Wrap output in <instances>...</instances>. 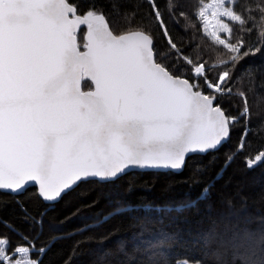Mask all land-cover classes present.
<instances>
[{
	"label": "snow or ice",
	"instance_id": "1",
	"mask_svg": "<svg viewBox=\"0 0 264 264\" xmlns=\"http://www.w3.org/2000/svg\"><path fill=\"white\" fill-rule=\"evenodd\" d=\"M170 25L193 42L178 43ZM257 54L264 55V0H0V192L12 195L16 219L30 233L0 216L7 230L0 232V264H42L55 244L78 235L64 261L71 264L82 244L117 235L119 227L97 230L120 216L131 217L130 240L99 249L93 264H264V217H241L233 198L217 204L211 192L238 157L249 170L264 163V148L243 155L249 137L264 141V64L241 66ZM237 131L195 200L118 201L37 247L47 212L82 182L111 183L134 170L178 173L190 157L212 153L207 164L192 163L185 182L195 186ZM33 186L30 197L47 204L39 214L19 198ZM136 187L130 179L126 191ZM8 203L0 198V212ZM189 211L202 226L185 247L199 249L195 259L173 255L187 243L179 233L153 231L165 216Z\"/></svg>",
	"mask_w": 264,
	"mask_h": 264
},
{
	"label": "trees",
	"instance_id": "2",
	"mask_svg": "<svg viewBox=\"0 0 264 264\" xmlns=\"http://www.w3.org/2000/svg\"><path fill=\"white\" fill-rule=\"evenodd\" d=\"M163 5V0H160ZM172 35L177 42L183 43L187 47L191 41L190 35L185 34L178 26L170 25ZM158 43L162 44V38H158ZM261 65L264 64V55L257 54L250 56L245 61L241 62L244 65ZM89 84L84 81L83 87ZM238 131L233 133L231 141L224 145L218 152L214 154L215 164L211 166L207 174L203 177L201 184L189 186L185 181L188 179L193 162H207L213 159V154L195 155L190 157L188 166L181 173L174 172H133L129 173L115 182L111 183H81L80 186L72 192H69L63 199L56 204L54 210H49L45 216L43 236L37 240L36 245L40 247L45 244L47 238L54 234L72 233L73 230L81 226L91 223L98 216L108 213L118 201H125L132 205L142 203H150L152 205H168L180 204L186 200H195L201 193L202 188L212 182L216 177L218 170L225 159V152L233 148L238 141ZM251 144L248 145L246 152L243 155H254L256 152L264 148V141L249 137ZM135 179L138 187L134 191L128 193L126 191L130 179ZM168 185H171L169 188ZM37 190L35 187L28 189L19 198L24 200L29 209L36 214L47 207L34 196L30 197L31 193ZM90 191V195L86 198L78 197L77 193L81 191ZM212 201L218 204L219 198L231 197L241 217L255 216L264 217V163L249 170L246 168L243 160L238 157L235 162L223 174V178L215 181V187L212 188ZM0 198L9 201L8 207L0 212L5 220H9L23 230L25 234H29L28 227L22 224L16 217L19 216V209L12 202V195L9 193L0 192ZM243 198V199H242ZM98 199L99 202L94 207H87L77 216L71 218L65 223H61L65 217L70 216L73 211L82 205H88L93 200ZM203 208L201 206V212ZM133 215H144L143 213H134ZM153 218L156 214L152 213ZM175 217V218H173ZM200 215L195 211L185 212L181 215L173 213L172 216H165L163 223H155L153 225L154 233L158 234L160 229L168 233H179L182 237V243L187 242L182 247L174 249L173 255H190L193 259L199 258L200 252L198 248H192L190 253L185 251V247H192L191 242L195 234L202 227L199 224ZM131 221L130 216H120L110 223L104 224L103 227L97 230V235L102 232H107L113 228L119 227L120 231L103 245L97 243L82 244L78 254L71 260V264H93V261L98 255V250L101 248H113L118 240H130L132 229L128 227ZM252 227H256L255 224ZM0 232H7L3 226H0ZM87 235V233H85ZM15 241L17 237L12 236ZM81 239L78 235H73L70 238L62 239L55 244L50 251L42 257V264H64L72 250L74 241ZM131 247V245H129Z\"/></svg>",
	"mask_w": 264,
	"mask_h": 264
},
{
	"label": "water",
	"instance_id": "3",
	"mask_svg": "<svg viewBox=\"0 0 264 264\" xmlns=\"http://www.w3.org/2000/svg\"><path fill=\"white\" fill-rule=\"evenodd\" d=\"M82 87H83V84H82ZM197 155H199V154H197ZM183 171H184V170H183ZM183 171H180V172H178V173H181V172H183ZM133 172H154V171H140V170H134V171L129 172V173H133ZM159 172H165V171H159ZM167 172H174V173H177V172H175V171H173V170H169V171H167ZM129 173H128V174H129ZM33 187L37 188V186H33Z\"/></svg>",
	"mask_w": 264,
	"mask_h": 264
},
{
	"label": "rangeland",
	"instance_id": "4",
	"mask_svg": "<svg viewBox=\"0 0 264 264\" xmlns=\"http://www.w3.org/2000/svg\"><path fill=\"white\" fill-rule=\"evenodd\" d=\"M84 83V82H83Z\"/></svg>",
	"mask_w": 264,
	"mask_h": 264
}]
</instances>
